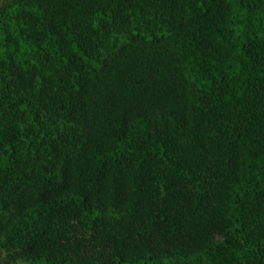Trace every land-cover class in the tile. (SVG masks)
I'll return each instance as SVG.
<instances>
[{
  "label": "trees",
  "instance_id": "trees-1",
  "mask_svg": "<svg viewBox=\"0 0 264 264\" xmlns=\"http://www.w3.org/2000/svg\"><path fill=\"white\" fill-rule=\"evenodd\" d=\"M264 264V0H0V264Z\"/></svg>",
  "mask_w": 264,
  "mask_h": 264
},
{
  "label": "rangeland",
  "instance_id": "rangeland-1",
  "mask_svg": "<svg viewBox=\"0 0 264 264\" xmlns=\"http://www.w3.org/2000/svg\"><path fill=\"white\" fill-rule=\"evenodd\" d=\"M12 264H25V263H23V262H21V261H16V262H14V263H12Z\"/></svg>",
  "mask_w": 264,
  "mask_h": 264
}]
</instances>
